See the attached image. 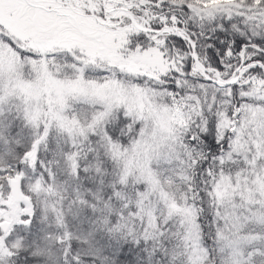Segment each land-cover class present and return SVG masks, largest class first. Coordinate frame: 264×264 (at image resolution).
<instances>
[{"label": "snow or ice", "instance_id": "obj_1", "mask_svg": "<svg viewBox=\"0 0 264 264\" xmlns=\"http://www.w3.org/2000/svg\"><path fill=\"white\" fill-rule=\"evenodd\" d=\"M0 264H264V0H0Z\"/></svg>", "mask_w": 264, "mask_h": 264}]
</instances>
